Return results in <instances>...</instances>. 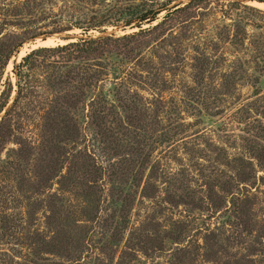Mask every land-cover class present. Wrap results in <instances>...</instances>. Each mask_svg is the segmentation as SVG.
Masks as SVG:
<instances>
[{
    "label": "rangeland",
    "instance_id": "rangeland-1",
    "mask_svg": "<svg viewBox=\"0 0 264 264\" xmlns=\"http://www.w3.org/2000/svg\"><path fill=\"white\" fill-rule=\"evenodd\" d=\"M167 1L0 0V40L22 41L0 69V121L29 47L109 37L24 78L81 102L22 99L4 119L0 264H264V1L173 0L136 19Z\"/></svg>",
    "mask_w": 264,
    "mask_h": 264
},
{
    "label": "trees",
    "instance_id": "trees-1",
    "mask_svg": "<svg viewBox=\"0 0 264 264\" xmlns=\"http://www.w3.org/2000/svg\"><path fill=\"white\" fill-rule=\"evenodd\" d=\"M171 1L173 0H168L166 3L160 4L161 6L159 5L155 9H148V10H144L143 12H140L139 14L136 15V19H138L139 21H145L147 19L152 20L153 19L152 16H155V14L163 10L164 9L163 7L168 5ZM257 1H264V0H257ZM117 14H119L118 17H121L122 12L120 11ZM108 18L110 19L111 17L109 15L104 17L98 22L99 24H96L95 26L103 25ZM89 29L91 28L87 27L84 30L88 31ZM108 39L109 37L99 38V39L81 38L77 42H70L55 47L42 46L28 52L25 56L22 57L21 61L15 67L16 75L18 77L17 92L11 108L5 114L6 118L10 117L11 114H16L20 111V108H22L20 101L22 99H24L23 104L32 107L33 111L37 108L40 109L39 106H42L43 104H47L49 106L51 102H53V104H55L56 106L62 103H64L65 105L73 106L76 105L77 102H81L84 94L82 89H79V87L77 86L76 88L78 91L75 89L73 93H68V92L61 93L63 88L62 89L59 88L60 90H56L55 93L50 94L51 95L50 97L51 100H50L48 99V97H42L43 94H39V92H35L33 85L29 81H27V79L24 78H27L29 76L28 73L30 72V70L33 69V67L35 66V62L40 57L42 59L46 56L50 57L53 55V53L56 52H66V54L68 55L73 54L74 57L76 58H80V56L89 57V55L91 56L100 55L102 54V52L106 51V47L109 45V43L107 42ZM21 43L22 41L15 42L11 38L9 39L4 38L0 40V69H2V73L11 56H13L17 52V48L21 46ZM79 80H82L85 83V85H91L99 80V74L88 73L86 74V76L79 77ZM78 82L80 83V81ZM59 83H63V82H59ZM7 96L8 94H6V90H2V92L0 93V112L2 111L3 107L6 105L5 102H7L8 99ZM54 113L57 116L59 115L58 110L57 111L55 110V111H50L48 113L45 112L43 115H40V118L42 116L43 119L47 120L48 122H54L57 119V116L53 115ZM6 118L3 117L0 121L1 132H4V128H5L4 119ZM1 135L2 137L4 136V134ZM22 148L23 147H21V149ZM25 150L27 149L25 148ZM27 152H29V150H27ZM33 238H36L35 242H38L40 244L38 248L39 250L52 251L50 250L51 249L50 247L54 245V240L46 241L45 238H41L40 240L37 239V237H33Z\"/></svg>",
    "mask_w": 264,
    "mask_h": 264
},
{
    "label": "bare ground",
    "instance_id": "bare-ground-1",
    "mask_svg": "<svg viewBox=\"0 0 264 264\" xmlns=\"http://www.w3.org/2000/svg\"><path fill=\"white\" fill-rule=\"evenodd\" d=\"M57 42H59V41L56 38V36L55 35H50V36L45 37L44 39H40L38 42H36L35 45H32V47H34L36 45H44V46L46 45V46H48V45L55 44Z\"/></svg>",
    "mask_w": 264,
    "mask_h": 264
},
{
    "label": "water",
    "instance_id": "water-1",
    "mask_svg": "<svg viewBox=\"0 0 264 264\" xmlns=\"http://www.w3.org/2000/svg\"><path fill=\"white\" fill-rule=\"evenodd\" d=\"M57 39H58V41H62V40H64V39H62V38H57ZM37 47H38V46H35V47H29V48H28V51L26 52V54H27L28 52H30L31 50L37 48ZM26 54H24V55H26ZM24 55H23V56H24ZM23 56H22V57H23Z\"/></svg>",
    "mask_w": 264,
    "mask_h": 264
}]
</instances>
